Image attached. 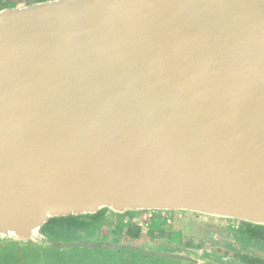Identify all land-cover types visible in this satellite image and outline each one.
Returning <instances> with one entry per match:
<instances>
[{
  "label": "water",
  "instance_id": "95a60500",
  "mask_svg": "<svg viewBox=\"0 0 264 264\" xmlns=\"http://www.w3.org/2000/svg\"><path fill=\"white\" fill-rule=\"evenodd\" d=\"M104 209L264 226V0L0 11V238Z\"/></svg>",
  "mask_w": 264,
  "mask_h": 264
},
{
  "label": "flooded vegetation",
  "instance_id": "af4514ba",
  "mask_svg": "<svg viewBox=\"0 0 264 264\" xmlns=\"http://www.w3.org/2000/svg\"><path fill=\"white\" fill-rule=\"evenodd\" d=\"M47 1L52 0H0V11ZM132 212L135 214L128 215ZM155 214H159L164 220L160 233L148 228V223ZM189 219L200 220L204 225L192 221L188 223ZM176 220L183 222L177 226L174 224ZM118 224L125 227L120 228L119 234L110 237L109 231ZM99 225L103 227L101 233L105 240L94 241V236H90L89 240H74L77 236L100 234V230L92 233L93 228ZM40 233L43 236L41 240L28 243L0 238V264H57L61 255L55 253L48 257L46 252L74 249L89 251L96 248L124 252L114 259L115 262L97 260L103 264H264V226L184 211L142 210L114 213L104 209L93 215L49 219ZM181 233L182 237L178 242L168 239L169 236ZM67 236L73 238L57 240ZM105 236L117 238L118 241L110 243ZM206 244H209V250L203 248ZM62 259H65L63 264L97 262L82 253Z\"/></svg>",
  "mask_w": 264,
  "mask_h": 264
},
{
  "label": "rangeland",
  "instance_id": "374dc122",
  "mask_svg": "<svg viewBox=\"0 0 264 264\" xmlns=\"http://www.w3.org/2000/svg\"><path fill=\"white\" fill-rule=\"evenodd\" d=\"M134 214L135 213L132 212V213H129L128 215H131L132 216ZM187 215H189V216H195V215H190V214H187ZM189 221L190 222L191 221L192 222H198L199 225H204V223L202 221L197 220V219H189L188 220V223H189ZM182 222L183 221L176 220V223H174V224H176L177 226H179V223H182ZM186 223H187V221H186ZM102 224H104V223H100V225H102ZM100 225L98 226L99 228L98 227H96V228L94 227L93 228V232H92V233H96V232H98V230H100V234L99 233L98 234H86V236H84V237L77 236V237H74V240L75 239L78 240L80 238H86L85 240H89L88 238L90 236H94V238L92 239L94 241H102V240H105V239H103L104 236H102V233H101V232H103V227H100ZM163 226H164V220H163V218L159 214L158 215L155 214L154 215V218L152 219V221L150 220L149 223H148V228L154 230L157 233H160L161 232ZM124 227L125 226L122 225V224L116 225V227L112 228L109 231L110 237L112 235L119 234L120 228H124ZM167 236H169V235H167ZM105 237L107 238V236H105ZM181 237H182V233L181 234H178V236L177 235L169 236L168 239H173L174 241H177L178 242V239L181 240ZM234 237H237V236H234ZM69 238H73V237L67 236L66 238H58L57 240H64V241H66L65 239H69ZM107 239H108V242H110V243H114V241H118L117 238H115V239H113V238L112 239L111 238H107ZM208 246H209V244H206V245L203 246V248L209 250ZM46 253H47L48 257L53 256V254H55V253L60 254L61 255V258H58L59 261H58L57 264H63L65 262L64 261L65 259L64 260L62 259L63 257H71L72 255H77V254H80V253H82L85 256H90L94 261H97L99 259L102 260V261H112V260L116 259L117 256H120V254H123L124 252L123 251H107V250H103V249L96 248V249H89V251L88 250L81 251L80 249H74V250H66L64 252H60L58 250H54V251H48ZM102 261L101 262L100 261H97L96 264H103ZM113 262H115V260ZM77 264H79V263H77Z\"/></svg>",
  "mask_w": 264,
  "mask_h": 264
}]
</instances>
